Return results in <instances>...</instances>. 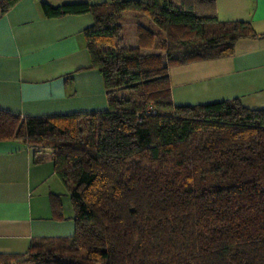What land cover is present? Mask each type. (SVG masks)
<instances>
[{"label": "trees", "instance_id": "obj_1", "mask_svg": "<svg viewBox=\"0 0 264 264\" xmlns=\"http://www.w3.org/2000/svg\"><path fill=\"white\" fill-rule=\"evenodd\" d=\"M18 1L0 0V13ZM40 7L48 17L93 16L83 34L107 108H0V141L50 151L74 209L71 236L33 238L22 253L0 252V264H264V108L175 105L168 72L231 55L238 39L258 35L251 23L220 20L216 0ZM124 12L148 24H136L134 46L118 48ZM51 205L61 217L59 194Z\"/></svg>", "mask_w": 264, "mask_h": 264}, {"label": "crops", "instance_id": "obj_2", "mask_svg": "<svg viewBox=\"0 0 264 264\" xmlns=\"http://www.w3.org/2000/svg\"><path fill=\"white\" fill-rule=\"evenodd\" d=\"M40 2L19 0L0 13V108L22 116L106 109L103 79L89 68L83 34L93 25V16L48 17ZM215 9L220 20L249 21L258 35L238 39L229 56L171 66L172 101L232 100L262 109L264 0H216ZM51 158L50 151L35 152L18 140L0 141V252L22 253L33 238L73 234L74 209ZM53 194L60 195L61 217L54 216Z\"/></svg>", "mask_w": 264, "mask_h": 264}, {"label": "rangeland", "instance_id": "obj_3", "mask_svg": "<svg viewBox=\"0 0 264 264\" xmlns=\"http://www.w3.org/2000/svg\"><path fill=\"white\" fill-rule=\"evenodd\" d=\"M138 22L143 23V24H148V21L144 17H138L133 12L123 13V20L120 23V28H119V31L117 34V40H116L118 48H128L136 44L135 29H136V24ZM146 51L148 52L152 50L149 49ZM61 186H62L61 188L64 191V193L68 194L64 185H61Z\"/></svg>", "mask_w": 264, "mask_h": 264}]
</instances>
